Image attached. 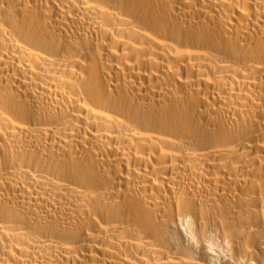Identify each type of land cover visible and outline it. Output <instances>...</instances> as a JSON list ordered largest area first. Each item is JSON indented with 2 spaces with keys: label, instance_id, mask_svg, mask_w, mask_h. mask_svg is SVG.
Listing matches in <instances>:
<instances>
[{
  "label": "bare ground",
  "instance_id": "6f19581e",
  "mask_svg": "<svg viewBox=\"0 0 264 264\" xmlns=\"http://www.w3.org/2000/svg\"><path fill=\"white\" fill-rule=\"evenodd\" d=\"M213 246L264 264V0H0V264Z\"/></svg>",
  "mask_w": 264,
  "mask_h": 264
},
{
  "label": "rangeland",
  "instance_id": "374dc122",
  "mask_svg": "<svg viewBox=\"0 0 264 264\" xmlns=\"http://www.w3.org/2000/svg\"><path fill=\"white\" fill-rule=\"evenodd\" d=\"M181 226H180V228H181V231L182 232H185L186 231V233L185 234H187L188 232H187V227L186 226H184V225H182V224H180ZM219 250V251H218ZM208 251H210V252H208V256H209V258H210V260L213 262V263H215V264H218L219 263V261L222 259V256H224V253H223V251H222V249L220 248V249H218V248H216L215 246H213L210 250H208ZM223 253V254H222ZM218 254V255H217ZM220 255V256H219Z\"/></svg>",
  "mask_w": 264,
  "mask_h": 264
}]
</instances>
